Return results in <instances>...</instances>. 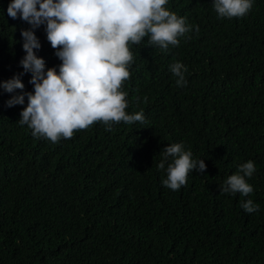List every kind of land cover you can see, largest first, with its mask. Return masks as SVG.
Masks as SVG:
<instances>
[{"label":"trees","instance_id":"1","mask_svg":"<svg viewBox=\"0 0 264 264\" xmlns=\"http://www.w3.org/2000/svg\"><path fill=\"white\" fill-rule=\"evenodd\" d=\"M10 2L0 0V81L23 72L20 32L30 27L19 14L8 16ZM207 2L168 0L166 9L192 26L178 46L161 50L148 36L129 44L134 61L121 89L126 112L143 111L150 124L143 131L139 122L127 124L115 184L106 188L89 183L106 170L97 128L77 137L81 167H53L42 143L36 149L44 162L31 168L18 161V146L26 156L35 152L19 122L27 98L8 107L21 90L0 87V264H264V12L224 24L211 17ZM42 33L41 26L35 30L36 54L47 69L57 57ZM177 61L187 68L182 87L170 71ZM20 78L32 92L31 74ZM172 139L204 159L206 171L188 182L203 177L202 188L159 187L157 164ZM240 156L255 163L246 178L254 191L217 194L214 181L221 185L222 172ZM248 199L258 212L244 211ZM157 220L164 221L151 224Z\"/></svg>","mask_w":264,"mask_h":264},{"label":"clouds","instance_id":"2","mask_svg":"<svg viewBox=\"0 0 264 264\" xmlns=\"http://www.w3.org/2000/svg\"><path fill=\"white\" fill-rule=\"evenodd\" d=\"M167 3L168 0H11L8 16L17 19L19 14V19L30 26L20 32L25 53L19 62L23 72L0 81V87L8 93L21 90L5 102L8 107L25 105L27 98L19 122L34 143L35 152L26 156L18 146L15 151L18 161L31 168L36 162H44L36 149L42 143L49 152L48 163L53 162V167L58 164L65 165L67 170L81 167L77 137L97 128L106 170L95 174L89 183L106 188L114 181L118 172L115 168L120 164L115 157L127 139V124L139 122L138 131L146 130L150 124L147 113L126 112L127 92L121 89L130 78L129 66L134 61L129 44L138 45L148 36L149 45L166 51L170 45L178 46V38L192 31L186 17L167 10ZM207 6L211 17L224 24L250 18L257 8L264 12V0H208ZM40 26L56 50L57 58L48 62L54 65L47 69L44 59L36 54L41 44L35 30ZM195 31L199 32L198 26H194V34ZM170 71L177 77V86L186 84L185 65L174 62ZM25 73L31 74L32 92L24 91L20 77ZM182 142L180 139L167 141L157 164L158 170L166 172L158 173L159 187L164 192L180 191L192 175L206 171L204 159L186 151ZM106 145L111 148L106 150ZM233 147L240 152V147ZM62 150L65 154L59 159L58 152ZM245 159L244 156L233 158L228 169L222 172L227 179L221 185L214 181L217 194L239 193L247 197L254 191L246 178L255 173V163ZM204 185L203 177L197 185L187 184L199 189ZM194 191L187 188L188 194ZM241 207L247 213L259 211V205L251 199L242 202Z\"/></svg>","mask_w":264,"mask_h":264}]
</instances>
